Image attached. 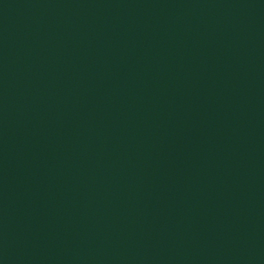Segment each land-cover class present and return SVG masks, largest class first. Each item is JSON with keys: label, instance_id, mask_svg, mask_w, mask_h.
Wrapping results in <instances>:
<instances>
[{"label": "water", "instance_id": "water-1", "mask_svg": "<svg viewBox=\"0 0 264 264\" xmlns=\"http://www.w3.org/2000/svg\"><path fill=\"white\" fill-rule=\"evenodd\" d=\"M0 264H264V0H0Z\"/></svg>", "mask_w": 264, "mask_h": 264}]
</instances>
